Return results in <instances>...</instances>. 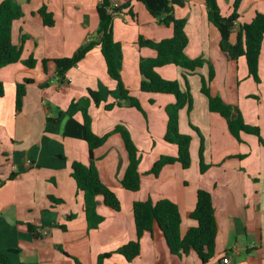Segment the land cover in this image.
Segmentation results:
<instances>
[{
	"label": "crops",
	"instance_id": "0c3cea01",
	"mask_svg": "<svg viewBox=\"0 0 264 264\" xmlns=\"http://www.w3.org/2000/svg\"><path fill=\"white\" fill-rule=\"evenodd\" d=\"M16 1L23 16L12 24V43L20 49L21 59L32 56L36 65L27 68L14 63L0 68L4 89L0 98V255L7 256L12 264H98L100 255L114 252L135 239L132 204L146 200L174 202L181 219L179 234L183 237L196 225L187 214L195 208L197 191L203 189L211 193L217 223L215 249L209 264H224V258L229 264H264V162L262 167L260 161L258 167L251 153L234 151L233 142L229 145L209 142L202 154L207 169L201 173L196 155L198 144L191 137L188 169L173 163L164 166L157 177L146 174L160 156H177V147L164 141L165 109L175 103V97L140 92L139 62L141 58L155 57L156 53L139 47L137 42L140 37L153 42L169 39L173 36L172 27L162 24L160 17H152L134 0L129 8L114 15L112 35L121 44L123 54L121 77L130 96L139 100L145 116L129 106L106 110L105 106L119 102L120 97L115 82L107 74L99 46L62 79L55 75L53 62L71 58L81 45L91 39L98 40L99 0ZM180 1L183 5L170 3V6L175 18L186 21L185 55L206 63L195 72L173 65L156 70L161 78L178 81L181 89L192 80L198 93L200 108L193 110L191 106L189 112L187 108L180 111L179 132L191 134L181 127L180 118L185 112L190 120H197L206 129H209L206 123L213 121L219 124L223 121L227 129L225 120L208 110L207 99L201 93L202 79L207 80L210 69L214 74L209 82L210 94L220 97L234 113L239 112L247 124L262 128L264 39L258 58L260 83L256 84L248 76L244 57L234 61L220 51V35L208 19L204 1ZM111 2L113 6H121L127 0ZM232 2L216 0L224 17L231 14ZM41 8L51 15L52 26L44 25L39 14ZM256 13L264 14V0H242L231 43L236 41L238 24L251 22ZM24 80L30 83L25 87L21 111L16 112V85ZM89 90L103 99L98 106L91 103L88 109L95 135L101 137L122 126L139 150H156L145 164L140 158V188L129 192L121 186L128 165L121 136L112 134L94 149L93 165L101 182L118 198L121 209L113 211L104 205L102 197H97L96 211L103 221L90 231L83 210V194L71 176L73 162L89 164L82 116L66 114L69 105L86 98ZM256 92H260L258 98ZM224 133L226 136L227 132ZM69 215L73 218L68 220ZM101 264L202 263L193 251L183 256L171 254L163 234L154 225L151 233L141 237L140 254L133 261L127 262L123 256L113 254Z\"/></svg>",
	"mask_w": 264,
	"mask_h": 264
},
{
	"label": "trees",
	"instance_id": "16d2710c",
	"mask_svg": "<svg viewBox=\"0 0 264 264\" xmlns=\"http://www.w3.org/2000/svg\"><path fill=\"white\" fill-rule=\"evenodd\" d=\"M132 0L121 6L114 7L111 0H99L96 6L98 16V26L96 35L98 40L91 39L81 45L75 55L71 58L54 59L55 75L62 79L72 67L76 66L87 53L94 47L99 46L103 57L106 71L111 80L116 84L119 92L120 101L105 106L106 110H111L114 106H129L145 116L139 100L130 96L129 90L125 86L121 77L122 68V46L114 41L112 35V22L116 13L121 12L130 6ZM141 3L147 12L154 18L160 17L161 23L171 26L173 36L159 42L138 39L139 47H147L155 51L156 55L152 58H141L139 62V72L141 80L139 90L147 94H166L175 97V103L166 107L167 125L164 141L177 147V156H160L155 161L146 174L157 177L166 165L179 163L183 169H188L191 164L190 143L191 137L179 132L178 117L181 110L191 109L192 98L188 87L181 89L178 81L165 80L157 73V68L173 65L189 72H195L206 63L203 59H190L185 55V48L188 39L185 33L186 21L177 19L173 14L170 0H134ZM207 8L208 19L217 28L220 41V51L231 60L244 57L247 65L248 76L256 84L260 83L258 77V58L260 48L264 39V14L256 13L249 23H239L236 31V41L231 43L230 37L235 30L239 19L238 9L242 0H233L232 12L228 17H224L216 3V0H203ZM45 26H52L51 15L44 8L39 10ZM132 15V14H131ZM23 12L20 4L16 0H2L0 2V68L14 63H21L27 68H33L36 60L30 56L21 59L20 49L12 43L11 28L14 21L20 19ZM46 61H43L45 64ZM214 74L209 70L207 80L202 79L201 93L207 99L208 110L218 114L225 120L229 133L241 142L240 135H253L257 138L258 144L264 148V138L260 136L257 126L247 124L239 112H233V108L227 105L218 96H212L209 91V82ZM29 80H24L16 85L15 91V110L21 111L22 101L25 96L26 84ZM4 95L3 84L0 82V98ZM103 101L101 95L89 90L88 96L76 102H72L66 114L73 116L80 113L84 138L88 147L89 164L84 165L73 162L71 165V176L76 182L77 190L83 194V210L87 225V230L97 229L102 223L103 217L97 211V197H102L103 203L113 211H120L121 206L116 195L105 186L99 177L97 169L93 165L94 149L103 145L109 136L119 134L122 138L124 148L127 152L128 165L121 179V186L129 192H136L140 188V174L138 166L140 163L139 151L132 141L129 133L122 126H116L113 131L104 136H97L91 130V118L88 109L91 103L98 106ZM201 138V137H200ZM202 149V146H201ZM203 155L199 153L200 172L207 169L202 161ZM55 201L53 198H50ZM134 219L135 239L119 247L111 253H105L98 257L97 262L101 264L103 259L111 257L113 254L121 255L127 262L133 261L140 254V239L145 233H151L154 225H157L171 254L183 256L193 251L202 264H209L215 249V239L217 235V223L215 211L212 203L211 193L200 189L196 195V205L192 212L187 216L196 222L190 227L183 237H180V213L178 206L169 199H160L156 202L151 200L134 202L132 204ZM73 215L67 216L72 219ZM0 264H12L11 260L4 255H0Z\"/></svg>",
	"mask_w": 264,
	"mask_h": 264
},
{
	"label": "rangeland",
	"instance_id": "374dc122",
	"mask_svg": "<svg viewBox=\"0 0 264 264\" xmlns=\"http://www.w3.org/2000/svg\"><path fill=\"white\" fill-rule=\"evenodd\" d=\"M243 87V86H242ZM241 87V88H242ZM188 89L192 98V107H194L193 110H198L200 108V102L199 99L197 98V92L195 89V86L192 82V80H189L188 83ZM256 96L258 98V96L260 95V92H256ZM263 109V107H262ZM189 112V111H187ZM183 113V116L180 118L181 120V127L182 129H186V131H189L188 134L190 137L195 138L194 140L197 142V147H196V155L197 157L199 156L200 150L201 153L203 154L206 151V148L208 146L209 142H216V141H220L222 143H229V142H233L234 146H236V150L234 149V151H240V153H251L250 157L252 160L256 161L257 160V165L259 167L260 161L262 162V167H263V162H264V148L261 147L260 145H258V141L257 138L253 135H247V134H243L242 138H241V142L242 143H238V141L229 134V132L225 131L224 127V123H221L223 121H219V123H216L213 121V123H206L207 124V128L204 127L202 124L198 123L197 120H190L189 119V115H186V113ZM189 114V113H188ZM220 120V119H219ZM262 120V118H261ZM192 121V122H191ZM203 121V120H202ZM262 128L260 130V136L264 138V126H261ZM227 132L226 136H223L225 133ZM211 133L213 134L211 137ZM203 136V137H202ZM201 137V138H200ZM229 145V144H228ZM202 146V149H201ZM137 147V146H136ZM250 148V149H249ZM138 149V148H137ZM154 148L152 150L146 151V150H139L140 153V158L142 159V163L145 164V162H147L148 158L151 157V155L156 153V150H154ZM140 159V160H141Z\"/></svg>",
	"mask_w": 264,
	"mask_h": 264
},
{
	"label": "built area",
	"instance_id": "2783aa9c",
	"mask_svg": "<svg viewBox=\"0 0 264 264\" xmlns=\"http://www.w3.org/2000/svg\"><path fill=\"white\" fill-rule=\"evenodd\" d=\"M114 7H117L116 5H114ZM68 81H70V79H68ZM29 163V161H27ZM42 234H46V232L44 230H42L41 228L38 229ZM223 263L224 264H229V260L227 258L223 259Z\"/></svg>",
	"mask_w": 264,
	"mask_h": 264
},
{
	"label": "water",
	"instance_id": "95a60500",
	"mask_svg": "<svg viewBox=\"0 0 264 264\" xmlns=\"http://www.w3.org/2000/svg\"><path fill=\"white\" fill-rule=\"evenodd\" d=\"M170 3H175V4H180V5H183V2L180 1V0H170Z\"/></svg>",
	"mask_w": 264,
	"mask_h": 264
}]
</instances>
